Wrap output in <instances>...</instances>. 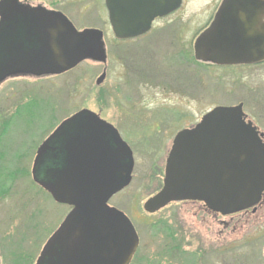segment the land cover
<instances>
[{"label": "water", "instance_id": "1", "mask_svg": "<svg viewBox=\"0 0 264 264\" xmlns=\"http://www.w3.org/2000/svg\"><path fill=\"white\" fill-rule=\"evenodd\" d=\"M180 2L106 0V5L118 37L124 38L138 33L128 28L139 20L167 14ZM263 13L264 0H223L211 27L195 42V59L216 64L263 60ZM0 16V81L17 73L60 74L86 59L105 61L98 31L78 33L63 17L22 10L15 0L0 2ZM103 80L101 76L97 83ZM78 122V131L65 136ZM64 138V167L50 170L47 176L40 174L51 144ZM133 165L131 150L89 110L78 112L55 130L37 151L32 178L56 203L72 210L35 264H130L138 235L129 219L109 207L108 201L130 184ZM263 193L264 146L255 128L245 121L241 104L216 107L176 135L162 188L143 204V210L152 215L171 203L191 201L230 216L254 211Z\"/></svg>", "mask_w": 264, "mask_h": 264}, {"label": "rangeland", "instance_id": "2", "mask_svg": "<svg viewBox=\"0 0 264 264\" xmlns=\"http://www.w3.org/2000/svg\"><path fill=\"white\" fill-rule=\"evenodd\" d=\"M220 1L186 0V15L192 14L190 8L195 11ZM78 6L76 12L80 9L83 20L74 12L75 25L89 26L86 19L97 8L91 0H81ZM112 47L107 41L110 53ZM143 53L156 56L160 84L140 85L141 66L128 76L121 61L113 59L112 73L100 85L102 66L90 61L60 77L14 76L0 85V264H35L66 215V206L54 203L32 183L31 167L44 138L80 109L126 127L120 134L133 151L132 181L109 205L121 210L138 234L132 264H264V204L244 217L224 219L209 214L199 203H173L152 215L143 210L147 199L162 187L165 160L177 131L194 126L217 106L243 103L251 115L250 89L255 79L251 71L206 70L193 58L188 73L181 59L172 63L165 58L164 46L158 42ZM128 79L134 81L126 85ZM134 86L137 99L127 103L126 88ZM127 115L146 117L140 122L127 118L123 123Z\"/></svg>", "mask_w": 264, "mask_h": 264}, {"label": "flooded vegetation", "instance_id": "3", "mask_svg": "<svg viewBox=\"0 0 264 264\" xmlns=\"http://www.w3.org/2000/svg\"><path fill=\"white\" fill-rule=\"evenodd\" d=\"M1 1L3 0H0V2ZM80 1L81 0H15V5L20 7L22 10L34 12L38 15L39 14L40 15H50V16L59 15L63 17L65 22L68 25H70L74 31L78 33L88 31V30L100 32L102 34V41L104 43L105 61L103 62H99L95 60H85V61H90L97 66H102L101 76H104V79L107 73H110V72L112 73L111 66L113 62L111 63V61L113 59H118V61L119 60L121 61L120 63L123 66L122 67L123 71H125V74L128 76H130L136 70H138L137 69L138 66H141L140 70H138V72L141 73L140 80L142 82L140 83V85H142L144 82H147V81L150 83V85L160 84L159 82L161 79V74H160L159 68L154 67L156 63V56H147L143 53L144 51H146V49L154 47L157 42L159 43L160 47L161 45L164 46L165 58H171L172 63L173 61L176 62V58L181 59L183 66L185 68V71H188V73L192 72L193 58H195V51H194L195 42L197 41V39L199 38L201 34H203L205 31H207L211 27L223 2V0H221L219 3H211L210 5L206 7H202L195 11H193L190 8V11H191L190 13L192 14L186 15L188 11V5L186 3V0H181L179 6L173 11H170L169 13L164 14V15L155 16L151 20H149V16H148L144 19L139 20L137 22V25L134 28H128V32H132L134 34L135 32H138L136 33V35H128L129 37L120 38L118 37L117 32L112 25V19H111L110 11L106 5V0H91L92 4L95 5V8L97 9H95L94 13L90 15L89 20L86 19V17L84 18L88 22H91L89 26L80 28L77 25H75L74 21L76 20L73 19L74 16L76 18L81 16V18H77V19L83 20V16L81 15L80 9L78 13L76 12V8L79 7L78 4L80 3ZM74 12H75V15L73 16ZM262 22L264 25V13L262 14ZM0 23H1V16H0ZM51 32H54V29H51ZM107 41L112 43V45L115 48L113 49L112 47L111 53L106 48ZM161 43H165V45ZM136 55L138 56L137 57L138 59L134 61V59L136 58ZM256 55L257 54L253 55V57H257ZM81 63H79L74 68L68 71H65L63 73H60V74L48 73L47 75H42L38 77L33 76L31 74H25V73L12 74V75L5 77L2 81H0V85L5 80L12 78L14 76H29L35 79H40L42 77H60L71 71H74ZM118 63L119 62H117L116 64ZM172 63H171L170 68L172 67ZM199 63L201 64L200 66L203 65L202 68L206 70L209 69V70H215V71H221V72H239V71H247V70L251 71V76L255 78L251 84V89H250L251 101H252L251 107H250L251 115H248L246 113V111L244 110L243 103H239L238 105L240 104L242 105V110L245 115L246 121L250 122L252 126L255 128L258 138L261 144L264 146V59L261 61H252L251 63H246V64H241V63L216 64L212 62H203V61H199ZM130 70H133V71L130 72ZM134 79L136 80V78ZM131 80L132 82L134 81L133 79ZM131 80L128 79L125 84L130 85ZM150 80H152L153 83H151ZM97 85H100V84H97ZM126 90L127 91H126L125 98H124L126 99L125 101L127 103L134 102V100L137 99L139 91H136L135 86L133 88H126ZM184 90L188 91L187 89H184ZM82 110H87V109H80L74 112L73 114H70L68 117L64 118L63 120H61L59 124L47 135V137L44 138V140L39 144V146L37 147L35 151V156H34L32 167H31L32 183L39 190H41L47 196H49L53 202L54 200L52 199L50 194L47 193L38 184H36L32 178V169L34 166L35 158L37 156V151L42 146V144L55 132V130H57L61 126L62 123L73 118L78 112ZM95 114L101 122L107 124L111 128V130L116 132L120 141L124 143L131 150V153L133 156V151L131 149V146L129 145V143H127L128 141L126 142L121 137V134H120V132L121 133L124 132L126 127L124 126L125 128L124 127L120 128L119 126H116L115 124L111 123V121L103 118L100 115V113H95ZM155 116H158V118L161 119L159 115H155ZM145 117L146 116L144 115H127L124 117L123 123H125L127 118L135 119V121L140 122L143 119H145ZM157 122H160V121H157ZM71 127L72 128H70L69 131H67L65 136H67L68 133L71 136L74 135L78 131V128L81 127V124H79L78 122L77 124L71 125ZM98 127L99 129H104L107 132V134L110 135V132L108 131V129L105 128V126L99 125ZM192 127L183 128L177 131V133L173 137V140L179 132L185 129H191ZM173 140L171 142L170 149L172 147ZM66 144H67L66 138L56 140L51 144L50 150L46 154L44 160L41 161L40 163V167H39L40 174L45 173L46 174L45 176H47L50 170L55 169V168L64 167V161H63L64 151L62 153V148H64ZM133 160H134V156H133ZM165 163H166V160H165ZM134 165H135V162H134ZM133 170H134V167H133ZM262 199H263L262 202L257 206L255 211L248 210V211H245L237 215H233V216L244 217L248 215L249 213L256 212L264 204V194L262 196ZM182 203H187V202H182ZM189 203H197V202H189ZM64 206H66L67 208L66 209L67 213L62 219V221L60 222L58 228L64 222V220L66 219V217L72 210V207L68 205H64ZM112 208H115V207H112ZM206 211L209 214L213 215L214 217H220L223 219L226 218L225 216H222L219 213L211 212L208 209H206ZM229 217H232V216H229ZM136 254L137 252L133 256V259L130 264L133 263L136 257Z\"/></svg>", "mask_w": 264, "mask_h": 264}, {"label": "trees", "instance_id": "4", "mask_svg": "<svg viewBox=\"0 0 264 264\" xmlns=\"http://www.w3.org/2000/svg\"><path fill=\"white\" fill-rule=\"evenodd\" d=\"M172 249V248H171ZM168 252H171V250L169 249V250H167Z\"/></svg>", "mask_w": 264, "mask_h": 264}]
</instances>
